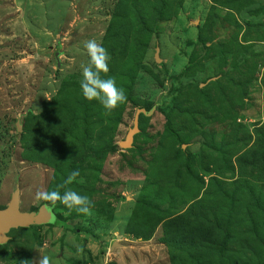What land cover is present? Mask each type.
<instances>
[{
    "label": "rangeland",
    "instance_id": "1",
    "mask_svg": "<svg viewBox=\"0 0 264 264\" xmlns=\"http://www.w3.org/2000/svg\"><path fill=\"white\" fill-rule=\"evenodd\" d=\"M159 1L0 0V209L19 187L53 214L0 264H264V0ZM91 38L127 97L111 113L81 93ZM76 169L91 216L34 198Z\"/></svg>",
    "mask_w": 264,
    "mask_h": 264
},
{
    "label": "clouds",
    "instance_id": "2",
    "mask_svg": "<svg viewBox=\"0 0 264 264\" xmlns=\"http://www.w3.org/2000/svg\"><path fill=\"white\" fill-rule=\"evenodd\" d=\"M83 48L88 56V62L81 64L82 79L80 89L84 98L89 101L96 100L105 109L106 113H111L120 104L126 102V95L122 88H118L114 77L104 78L102 73H108L110 55L102 42L95 38L82 42ZM79 169L69 173L67 178L57 186L56 190H37L34 198L55 206L58 202L69 210H75L79 214L91 216L94 202L87 196L78 193L67 187L79 177ZM59 189H65L63 193ZM78 250L82 251V249ZM20 264H52L48 255L39 256L36 260H22Z\"/></svg>",
    "mask_w": 264,
    "mask_h": 264
},
{
    "label": "water",
    "instance_id": "3",
    "mask_svg": "<svg viewBox=\"0 0 264 264\" xmlns=\"http://www.w3.org/2000/svg\"><path fill=\"white\" fill-rule=\"evenodd\" d=\"M157 62H160L159 55L156 56ZM146 109H138L135 115L133 128L129 130L124 141L120 143L122 149H131L135 136L140 132L139 122L141 115H151ZM18 132H22L20 124H17ZM20 189L17 188L10 204L4 209H0V246L6 245L10 240V233L20 228H30L31 226H40L50 224L53 220L52 212L43 205L37 213H24L20 209ZM114 247V246H113Z\"/></svg>",
    "mask_w": 264,
    "mask_h": 264
},
{
    "label": "trees",
    "instance_id": "4",
    "mask_svg": "<svg viewBox=\"0 0 264 264\" xmlns=\"http://www.w3.org/2000/svg\"><path fill=\"white\" fill-rule=\"evenodd\" d=\"M156 1H159V0H156ZM160 3H161V6H162V0L161 1H159ZM163 8V7H162ZM148 111V110H147ZM59 128L61 129L62 128V131H64L65 132V129H66V127L65 126H59ZM261 135H263L264 136V131L262 132V133H259L258 134V138H261ZM62 142L64 143V144H66V145H69V138H67V137H63V140H62ZM62 148H64V149H67V150H69V146L68 147H64V146H62ZM61 149L60 148H56L54 151H56V152H58V151H60ZM173 221H170V222H168L167 223V225H169L170 223H172ZM166 225V226H167ZM193 231V233L194 232H199V233H201V232H204V231H201V230H198V229H194V230H192Z\"/></svg>",
    "mask_w": 264,
    "mask_h": 264
},
{
    "label": "flooded vegetation",
    "instance_id": "5",
    "mask_svg": "<svg viewBox=\"0 0 264 264\" xmlns=\"http://www.w3.org/2000/svg\"><path fill=\"white\" fill-rule=\"evenodd\" d=\"M40 226H44V225H40ZM31 227H35V226H31Z\"/></svg>",
    "mask_w": 264,
    "mask_h": 264
}]
</instances>
